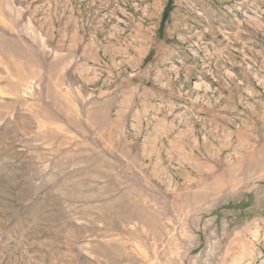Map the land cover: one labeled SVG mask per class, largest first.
I'll return each mask as SVG.
<instances>
[{"label": "rangeland", "instance_id": "1", "mask_svg": "<svg viewBox=\"0 0 264 264\" xmlns=\"http://www.w3.org/2000/svg\"><path fill=\"white\" fill-rule=\"evenodd\" d=\"M0 0V264H264V0Z\"/></svg>", "mask_w": 264, "mask_h": 264}, {"label": "trees", "instance_id": "2", "mask_svg": "<svg viewBox=\"0 0 264 264\" xmlns=\"http://www.w3.org/2000/svg\"><path fill=\"white\" fill-rule=\"evenodd\" d=\"M172 9V0H169L167 5H166V8L163 12V15H162V19H161V23H160V27H159V36L162 37V33H163V27H164V24L165 22L167 21L168 19V15H169V12L171 11Z\"/></svg>", "mask_w": 264, "mask_h": 264}]
</instances>
